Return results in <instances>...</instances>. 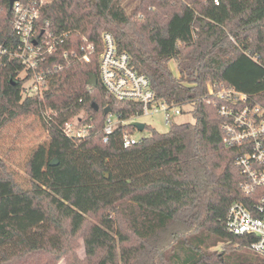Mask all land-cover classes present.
<instances>
[{
  "label": "trees",
  "instance_id": "obj_1",
  "mask_svg": "<svg viewBox=\"0 0 264 264\" xmlns=\"http://www.w3.org/2000/svg\"><path fill=\"white\" fill-rule=\"evenodd\" d=\"M123 1L51 0L38 7V41L55 39L40 64L48 81L42 96L23 97V64L0 60V134L34 107L49 112L47 131L66 142L53 158L64 154L98 205L95 220L74 236L54 200L23 188L0 158V264H57L63 257L67 264H264L252 249L254 236L226 228L232 204L249 205L253 197L241 190L239 150L223 142L218 111L227 101L209 95L210 85L224 84L264 107V0H139L132 12ZM12 20L10 1L1 0L0 45L17 42ZM104 30L150 79L156 98L191 106L194 122L172 123L163 134L146 125L150 135L128 148L122 136L134 128L120 124L104 142L106 108L123 119L141 113V105L115 99L101 84ZM81 113L89 135L66 138L63 127ZM219 244L222 251L211 250Z\"/></svg>",
  "mask_w": 264,
  "mask_h": 264
},
{
  "label": "built area",
  "instance_id": "obj_2",
  "mask_svg": "<svg viewBox=\"0 0 264 264\" xmlns=\"http://www.w3.org/2000/svg\"><path fill=\"white\" fill-rule=\"evenodd\" d=\"M49 1L51 0H40L39 6ZM214 2L219 4V0ZM39 6L15 2L11 9L12 32L17 42L11 46L0 45V60L7 57L23 64V70L18 73V79L23 82V97L42 96L48 86L47 72L40 69V64L44 61L45 51L50 53L53 50L55 39L46 36L38 41ZM101 37V84L115 99L141 105V113L128 119L110 112L102 130L104 142H108L118 125H131L138 122L137 119L141 116L163 113L166 125L177 123L176 118L185 114L183 108L157 99L150 79L131 65V57L127 52L118 50L114 36L105 32ZM90 49L92 50V46L86 48ZM70 55L78 57L75 52ZM64 56L68 57L69 54L65 53ZM83 60L90 61L88 53L84 54ZM209 95L227 101V105H222L218 111L222 118L223 142L226 147L239 150L235 163L245 178L241 190L244 195L253 197L249 205L242 202L232 204L226 217V228L236 235L254 236L256 241L252 249L264 256V107L251 104L247 94L224 84L210 85ZM91 129L92 126L86 124L83 117L77 116L65 124L63 135L71 140H82L89 135ZM136 131L138 130L134 128V131L123 133L122 143L125 148L140 141L135 138Z\"/></svg>",
  "mask_w": 264,
  "mask_h": 264
},
{
  "label": "rangeland",
  "instance_id": "obj_3",
  "mask_svg": "<svg viewBox=\"0 0 264 264\" xmlns=\"http://www.w3.org/2000/svg\"><path fill=\"white\" fill-rule=\"evenodd\" d=\"M46 1V0H45ZM139 0H124L123 5L128 12L135 9ZM107 30L102 31L101 35ZM263 33H260V38ZM170 69L178 76V68L174 61L170 62ZM191 106L183 108L185 114L176 118L177 123L193 121ZM49 114V112H47ZM45 112L34 107L25 116L21 117L0 134V158L14 173L16 180L28 191L46 195L54 200L60 219L70 228L76 236L82 225L94 221L98 212V205L81 178L66 161L64 154L61 159L53 158V154L66 146L62 139L56 141L46 129ZM78 117H84L83 113ZM76 118V117H75ZM138 122L151 127L159 133H167L170 129L164 123L163 113L141 116ZM150 135L149 129L136 131L135 138L141 140ZM55 159L58 166L51 167ZM77 255L85 258L83 239L78 238ZM223 244L211 250L222 251ZM57 264H67L65 257Z\"/></svg>",
  "mask_w": 264,
  "mask_h": 264
},
{
  "label": "water",
  "instance_id": "obj_4",
  "mask_svg": "<svg viewBox=\"0 0 264 264\" xmlns=\"http://www.w3.org/2000/svg\"><path fill=\"white\" fill-rule=\"evenodd\" d=\"M10 1V9L13 8V5L15 2H18L20 0H9ZM89 85L92 87V88H96L98 86V78L96 76H91L90 78V81H89ZM96 109H98V107L96 106ZM110 108H106L104 110V113L105 115H108L110 113ZM132 127L136 128L138 131H144L145 128H146V125L143 124V123H140V122H133L131 124ZM59 164V161L57 159H55L53 162H51L50 166L51 167H56L58 166Z\"/></svg>",
  "mask_w": 264,
  "mask_h": 264
},
{
  "label": "crops",
  "instance_id": "obj_5",
  "mask_svg": "<svg viewBox=\"0 0 264 264\" xmlns=\"http://www.w3.org/2000/svg\"><path fill=\"white\" fill-rule=\"evenodd\" d=\"M191 122H194V119H193V121H191ZM189 123V122H188Z\"/></svg>",
  "mask_w": 264,
  "mask_h": 264
}]
</instances>
